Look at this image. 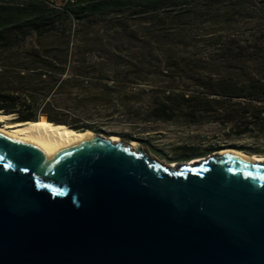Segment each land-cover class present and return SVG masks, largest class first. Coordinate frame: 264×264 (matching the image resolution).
Wrapping results in <instances>:
<instances>
[{
	"label": "trees",
	"instance_id": "trees-1",
	"mask_svg": "<svg viewBox=\"0 0 264 264\" xmlns=\"http://www.w3.org/2000/svg\"><path fill=\"white\" fill-rule=\"evenodd\" d=\"M71 16L88 51H31L29 40L54 33L69 46ZM0 113L70 133L105 134L94 119L118 120L132 129L110 134L143 146L161 125L264 141V0H78L63 11L0 0Z\"/></svg>",
	"mask_w": 264,
	"mask_h": 264
},
{
	"label": "water",
	"instance_id": "water-1",
	"mask_svg": "<svg viewBox=\"0 0 264 264\" xmlns=\"http://www.w3.org/2000/svg\"><path fill=\"white\" fill-rule=\"evenodd\" d=\"M94 135L49 160L0 135V264H264V162Z\"/></svg>",
	"mask_w": 264,
	"mask_h": 264
},
{
	"label": "rangeland",
	"instance_id": "rangeland-1",
	"mask_svg": "<svg viewBox=\"0 0 264 264\" xmlns=\"http://www.w3.org/2000/svg\"><path fill=\"white\" fill-rule=\"evenodd\" d=\"M252 26H248L251 28ZM78 30V27H77ZM99 27L92 29V33H97ZM247 35H249L247 33ZM82 37L76 35L71 36L70 45L67 46V39H64L59 34H49L39 39H31L27 45L33 48L31 51H88V48L82 43ZM10 118L5 121V124H15L13 123L15 119L14 116H9ZM45 119L41 117V120ZM13 120V121H12ZM95 127L104 129L105 134L94 133L93 135H103L104 137H117L114 134L110 133H125L132 129L129 125L117 121H105L100 120L99 118L94 119L92 122ZM21 124V123H17ZM158 131L154 133L147 134V139L150 141V146H143L139 142H126L119 138V142L129 144L132 147V143L137 144V147H132L134 150L140 148L142 151L146 152L148 156L165 165L176 164L179 165L177 168L184 167L181 164L191 163L192 161H184L180 158L183 155L184 148H210L212 145H223L222 149L228 150H237L234 146L237 147H251V148H264V141L257 140L255 138L245 137H229L226 129L221 125L212 124L205 126H196V127H180V126H170V125H161L157 128ZM223 151V150H221ZM220 151V152H221ZM239 151V150H238ZM214 152L213 154L220 153ZM242 152V151H241ZM245 153V152H244ZM211 155L205 156L207 159ZM259 156V155H258ZM264 157V156H262ZM195 159V160H199ZM176 168V169H177Z\"/></svg>",
	"mask_w": 264,
	"mask_h": 264
},
{
	"label": "bare ground",
	"instance_id": "bare-ground-1",
	"mask_svg": "<svg viewBox=\"0 0 264 264\" xmlns=\"http://www.w3.org/2000/svg\"><path fill=\"white\" fill-rule=\"evenodd\" d=\"M10 116V115H9ZM0 114V135L14 141L27 143L40 149L44 156L49 159H54L65 150L91 141L95 138L91 132L70 133L66 129L53 127L45 121L35 123L21 124H5L10 117ZM113 142H119L118 137H112ZM132 147H137V144L132 143ZM230 153L238 157L245 158L254 163H263L264 157L258 155H248L238 150H223L219 155ZM206 159L194 160L191 163L181 164L189 167L197 162L202 163ZM179 165L170 164V168H177Z\"/></svg>",
	"mask_w": 264,
	"mask_h": 264
},
{
	"label": "built area",
	"instance_id": "built-area-1",
	"mask_svg": "<svg viewBox=\"0 0 264 264\" xmlns=\"http://www.w3.org/2000/svg\"><path fill=\"white\" fill-rule=\"evenodd\" d=\"M36 1L41 2L48 8L56 11H63L65 9L74 7L78 4V0H36ZM71 22L72 24L70 27V34L71 36H74L77 32V25L72 16H71Z\"/></svg>",
	"mask_w": 264,
	"mask_h": 264
}]
</instances>
